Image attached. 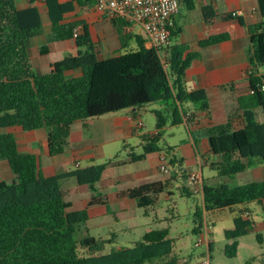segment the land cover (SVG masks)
Segmentation results:
<instances>
[{"label":"trees","instance_id":"obj_1","mask_svg":"<svg viewBox=\"0 0 264 264\" xmlns=\"http://www.w3.org/2000/svg\"><path fill=\"white\" fill-rule=\"evenodd\" d=\"M261 20L250 25L248 55L252 70L248 75L251 93L239 97L244 126L235 131H222L210 137V150L215 155L210 167L219 176L234 177L264 161V120L257 119V109L264 115V0H258ZM49 21L50 40L73 38L79 20L64 21L63 15L78 5H91L94 0H43ZM188 3L187 7H193ZM117 33L120 49L130 39L135 49L99 58L85 24L73 38L77 46H87L75 55H65L51 63L47 73L34 75L27 53V41L42 32V11L35 0L18 7L16 0H0V129L18 126L22 130L50 128V155L66 151L70 145L71 125L77 120L98 117L118 111L140 108L160 101L165 110H153L155 132L140 135L142 152L129 150L131 162L148 154L163 151L168 163L178 166L182 158L173 153L176 146L161 148L162 131L173 125L189 122L196 112L210 108L205 89H190L186 71L198 52H186L178 42L181 28L171 27L170 40L162 49L147 47L143 35L127 31L130 23L120 18L108 19ZM229 38L227 32L200 41L209 46ZM75 72L74 74H68ZM77 72V73H76ZM189 130H192L188 126ZM0 159L14 173L10 183L0 182V264H181L172 256L174 240L168 229H152L132 246H122L106 254L98 253L104 242L93 237L79 241L87 255L78 251L74 239L75 225L89 219L87 209L70 210L60 181L75 178L94 193L91 202L99 199L96 186L107 163L77 167L49 177L39 171L34 154H20L14 133L0 132ZM166 185L161 180L129 187L119 196L134 199L139 208L154 206ZM183 190L191 195L184 187ZM206 211L234 209L250 201L264 200V180L231 186L225 183L202 186ZM240 208L234 217V229L227 232L232 243L227 255L237 253L238 238L250 233L252 221ZM201 221V209L196 211ZM200 222V226H201ZM201 227L199 229V232ZM264 264V261L258 263Z\"/></svg>","mask_w":264,"mask_h":264},{"label":"crops","instance_id":"obj_2","mask_svg":"<svg viewBox=\"0 0 264 264\" xmlns=\"http://www.w3.org/2000/svg\"><path fill=\"white\" fill-rule=\"evenodd\" d=\"M28 2L29 0H16L18 7H25ZM180 2L181 10L174 21V26L181 28L178 42L186 47V52L199 53V56L193 59L186 71V85L190 89H205L209 96L210 108L206 112H196L189 122L186 120L181 123L196 131L198 138L192 135L191 141L178 145L173 153L182 158V163L178 164L180 169L184 170L182 166L185 163L188 166H197V170L192 172V176L199 175L198 185L201 186L197 188H202L205 184L210 185L205 182L203 165L210 167V162L216 159L210 150V137L222 131H235L244 126L239 97L248 95L252 91L248 79L252 70L247 51L251 45L248 27L257 24L261 20V16L258 0H180ZM191 2L194 5L188 8L187 5ZM35 4L45 14L46 27H48L49 21L43 0H35ZM233 11L240 12L235 16L232 14ZM63 17L66 22L79 20L80 24H85L88 27L91 41L99 58H107L120 52V43L115 30L113 36L106 38L99 35L97 29L94 28L97 24L109 21L94 8L93 4L82 6L74 3V9L66 12ZM133 25L137 24L129 26L131 32ZM137 26L142 32V34H137L145 37L141 27ZM43 32L42 29L40 34L32 37L31 45L26 44L34 75L47 73L51 63L62 59L65 55H75L79 50L83 52L87 49V46H77L73 38L62 41L46 39L43 37ZM225 32L229 34L228 39L209 46L200 45V41L209 36ZM41 38L46 44L40 43ZM145 45L148 47L147 41H145ZM257 71L264 73L261 67ZM74 73L69 72L68 74ZM141 109L142 107L131 108L75 121L70 129L69 148L63 153L55 155H50L48 152L50 128L25 131L14 126L0 129V132H13L18 152L34 154L38 158L40 173L49 177L70 171L69 163L76 166L75 168L96 163L95 158L98 156L96 149L97 147L102 149V145L105 143H117L120 140L125 142V139L135 134L139 127L145 126ZM256 112L257 119L262 122L264 120L262 110L259 108ZM139 122L141 125H138ZM89 128L94 137L85 133V130ZM154 132L155 129L149 131V133ZM164 154L163 151L150 153L144 159L135 162H131L127 154V158L114 161L116 166L127 165L129 167L127 170L123 168L122 171L107 172L106 165L96 184L100 196L95 203L91 202L94 193L87 185L79 184L75 178L62 179L60 188L69 203V209H87L90 217V214L105 213L109 203H118L121 212L128 208L138 207L134 199L122 197L119 194L129 187L156 180L163 181L167 186L173 175L166 158L169 176L165 180L160 177L161 173H166L160 169L161 156ZM100 155L104 156L102 150ZM82 161H86V164L81 166ZM238 175H241V178H237ZM6 176L11 180L14 179L12 169L4 159H0V182ZM219 177H222L218 180L219 184L225 183L231 186L242 185L240 180H244L243 184L264 180V161H259L234 177ZM197 193H201L203 198L202 190Z\"/></svg>","mask_w":264,"mask_h":264},{"label":"rangeland","instance_id":"obj_3","mask_svg":"<svg viewBox=\"0 0 264 264\" xmlns=\"http://www.w3.org/2000/svg\"><path fill=\"white\" fill-rule=\"evenodd\" d=\"M42 17L44 31L42 34L48 39L50 32L49 26L46 27L44 13H42ZM94 28L97 29L99 35L106 38L114 35V29L109 22L97 24ZM132 33L142 34L137 25L132 26ZM32 40L33 38L29 39L27 44L31 45ZM41 40L43 38L40 39L42 45L46 44L44 40ZM135 48L136 43L132 38L128 41L127 47L121 48L120 51L124 52ZM261 70L264 71V67H261ZM154 109L165 110V106L160 101L144 105L141 114H143L145 126L139 127L135 134L125 139V142L120 140L117 143H105L102 145V149L97 147L98 156H96L95 162L107 163V172L122 171L123 168L127 170L129 168L127 165L116 166L114 161L127 158L129 150L136 153L142 152L140 135L148 134L149 131L154 130ZM85 133L94 137L90 128L85 130ZM192 135L198 138L196 131L189 130L184 124L173 125L169 121L162 131L159 146L163 149L168 146L177 147L186 141H191ZM101 150L104 152V156L100 155ZM85 164L86 161H82L81 166ZM75 167L72 163L68 164L70 170ZM169 167L173 178L168 184L167 180L165 181L167 184L165 192L159 195L154 206L147 209L128 208L121 212L118 203H109L105 213L90 214L86 222L75 225L74 239L77 244L83 238L93 237L104 242L103 249L98 253L106 254L118 250L122 246H132L149 230L168 229L169 237L174 240V249L171 255L179 258L182 264H199L208 257L210 264H258L264 261V201H250L234 209L205 211L202 195L195 191L201 185L192 180V172L197 170V166H188L185 163L182 166L184 170L178 166L170 165ZM203 175L205 182L210 185L219 184L218 180L222 178L219 177L216 170H212L205 164L203 165ZM167 176H169L168 172L160 174L164 180ZM237 178H241V175H238ZM240 181L242 184L245 183L244 180ZM3 182L10 183V177L6 176ZM184 187L191 192V195L183 190ZM240 208L248 211L245 212V216L252 221L253 225L249 234L238 238L237 253L234 257H230L227 255V246L233 240L227 236V232L234 229V217ZM198 209H201V221L196 216ZM201 232L207 236L209 244L205 241L197 245ZM78 251L82 255H87L79 244ZM184 259H188L187 263H184Z\"/></svg>","mask_w":264,"mask_h":264},{"label":"built area","instance_id":"obj_4","mask_svg":"<svg viewBox=\"0 0 264 264\" xmlns=\"http://www.w3.org/2000/svg\"><path fill=\"white\" fill-rule=\"evenodd\" d=\"M94 8L105 18H120L131 24H137L145 34L148 47L162 49L165 47L171 34V27L174 26L175 17L181 10L180 0H94ZM240 11H233V15H238ZM81 27L77 25L73 30V38L80 33ZM129 31V26L126 27ZM141 125V122L138 123ZM160 169L164 172L169 170L166 163L165 154L161 156ZM192 180L200 182L199 175H193ZM202 188H196L200 192ZM209 240L202 232L197 245ZM185 259V263H187ZM199 264H210L209 257Z\"/></svg>","mask_w":264,"mask_h":264}]
</instances>
